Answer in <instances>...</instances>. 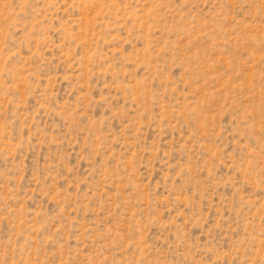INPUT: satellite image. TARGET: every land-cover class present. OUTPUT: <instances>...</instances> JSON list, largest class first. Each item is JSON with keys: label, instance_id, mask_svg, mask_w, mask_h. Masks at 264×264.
Wrapping results in <instances>:
<instances>
[{"label": "rangeland", "instance_id": "374dc122", "mask_svg": "<svg viewBox=\"0 0 264 264\" xmlns=\"http://www.w3.org/2000/svg\"><path fill=\"white\" fill-rule=\"evenodd\" d=\"M0 264H264V0H0Z\"/></svg>", "mask_w": 264, "mask_h": 264}]
</instances>
